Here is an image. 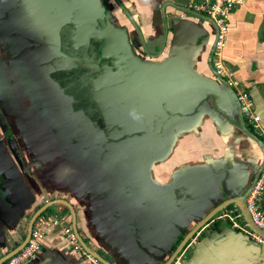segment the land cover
<instances>
[{
	"label": "crops",
	"instance_id": "0c3cea01",
	"mask_svg": "<svg viewBox=\"0 0 264 264\" xmlns=\"http://www.w3.org/2000/svg\"><path fill=\"white\" fill-rule=\"evenodd\" d=\"M227 27L225 65L264 128V0H240ZM215 29L187 0H0V257L49 202L38 215L72 225V209L110 264H164L200 223L180 264H264L219 218L234 202L202 221L263 163L262 138L210 68ZM57 42L81 62L56 68ZM92 42L91 56L69 48ZM76 67L89 70L76 88L50 75ZM25 264L89 263L54 226Z\"/></svg>",
	"mask_w": 264,
	"mask_h": 264
},
{
	"label": "built area",
	"instance_id": "2783aa9c",
	"mask_svg": "<svg viewBox=\"0 0 264 264\" xmlns=\"http://www.w3.org/2000/svg\"><path fill=\"white\" fill-rule=\"evenodd\" d=\"M188 8L198 12L209 19L215 26L214 47L211 57L213 73L223 78L226 83L234 90L240 112L243 120L257 135L262 138L264 144V128L260 117L253 110V103L249 92L241 86L234 78L231 70L227 68L223 59V49L226 45L227 22L231 9L240 2V0H187ZM264 196V160L251 188L245 196V204L249 216L253 223L264 231V210L259 206L260 199ZM219 218L227 219L231 226L245 233L250 239L259 243L264 249V237L250 229L244 221L241 212L235 206L224 210ZM59 227L60 235L65 244L74 251H78L89 264H102L92 254L88 253L79 242L70 222L63 217H51L44 214L38 215L31 227L30 235L24 246L15 254L7 258L1 264H25L33 259L41 249V242L45 237L49 227ZM183 254H180L172 260L171 264H180Z\"/></svg>",
	"mask_w": 264,
	"mask_h": 264
},
{
	"label": "water",
	"instance_id": "95a60500",
	"mask_svg": "<svg viewBox=\"0 0 264 264\" xmlns=\"http://www.w3.org/2000/svg\"><path fill=\"white\" fill-rule=\"evenodd\" d=\"M192 11V10H191ZM193 14H198L199 16H202L204 18H207L209 19L208 17L198 13V12H195V11H192ZM211 20V19H209ZM213 47H214V42L212 44V48H211V51H210V54H209V65H210V68L212 69V65H211V57H212V52H213ZM55 48H56V55L53 56V58L55 57L56 60H54V66L58 69H65L67 66V64L65 63L66 61L67 62H81L77 59V56L75 54H67L63 51L62 49V46L59 42H57V45H55ZM54 48V49H55ZM213 71V69H212ZM216 76V75H215ZM217 78L220 79V81L223 83V85L228 88V90H230L237 102V105H238V109H239V113L241 115V118L243 120V117H242V114L240 112V108H239V103H238V100H237V97H236V94L234 92V90L226 83V81L221 78V77H218L216 76ZM245 126V125H244ZM253 135V134H252ZM254 138H256L257 140H259L255 135H253ZM260 144L262 145V148H263V160H264V144L262 141H260ZM258 175V174H257ZM257 175L256 177L254 178L252 184L254 183L255 179L257 178ZM252 186V185H251ZM250 186V188H251ZM249 188V189H250ZM249 189L242 195L240 196L239 198H235V199H231V200H228L222 204H219L218 206L214 207L210 213L204 218V220H202L203 222H206L209 218H211V216H213L216 212L220 211L223 207H225L227 204V202H234V205L238 208V210L241 212L242 214V217L244 219V221L247 223L248 227L250 229H252L253 231L257 232L258 234H260L261 236L264 237V231H262L261 229H259L254 223L253 221L251 220L250 216H249V213L247 211V208H246V204H245V196L247 194V192L249 191ZM59 202H62L66 205H68L67 202L63 201V200H59ZM48 204H50L49 202H47V204H45L42 208H40L39 210L36 211V213L32 216L31 220H30V223L28 225V228H27V232H26V236L24 237V239L22 240V242H20L15 248H13L12 250H10L9 252H7L4 256L0 257V264L5 261L7 258H9L10 256H12L13 254H15L18 250H20L24 244L26 243L29 235H30V230H31V227H32V224L35 220V218L37 217L38 214H40V212L45 208V206H47ZM69 206V205H68ZM259 206L264 210V207L261 205V201H259ZM69 208L71 209V206H69ZM71 214L73 216V220H72V228L75 232V234L77 235V238L79 240V242L81 243L82 247L90 254H92L95 258H97L102 264H110L108 263L106 260H104L101 256H99L96 252H94L93 250H91L88 246H86V244L82 241V239L80 238L77 230H76V226H75V217L73 215V211L71 209ZM202 223L194 226L190 231L187 232V234L185 235V237L183 238V240L180 242V244L178 245V247L175 249V251L171 254V256L168 258V260L166 262H164V264H170V262L174 259V257L176 256V254L179 252V250L181 249V247L186 243V241L188 240V238H190V236L199 228V226L201 225ZM262 252H263V255H264V249L262 248Z\"/></svg>",
	"mask_w": 264,
	"mask_h": 264
},
{
	"label": "flooded vegetation",
	"instance_id": "af4514ba",
	"mask_svg": "<svg viewBox=\"0 0 264 264\" xmlns=\"http://www.w3.org/2000/svg\"><path fill=\"white\" fill-rule=\"evenodd\" d=\"M99 44L98 43H94L92 42V45H90L89 47L87 46L86 48L84 47L83 49L80 48L79 50L77 49H73L72 46H70L69 48L75 52L78 56H82L83 53L87 54L88 56H91L94 52H96L99 49ZM97 58V56H96ZM98 60V58L96 59ZM86 70L84 68H74L72 70H68V71H63V70H57L52 72L50 75L53 76L62 86H65L68 88H76V84H78L76 81L79 80L80 76L85 73Z\"/></svg>",
	"mask_w": 264,
	"mask_h": 264
},
{
	"label": "trees",
	"instance_id": "16d2710c",
	"mask_svg": "<svg viewBox=\"0 0 264 264\" xmlns=\"http://www.w3.org/2000/svg\"><path fill=\"white\" fill-rule=\"evenodd\" d=\"M227 222H228V221H227ZM228 223H229V222H228ZM218 224H219V221L214 222V223L212 224L213 228H217V226H219Z\"/></svg>",
	"mask_w": 264,
	"mask_h": 264
},
{
	"label": "rangeland",
	"instance_id": "374dc122",
	"mask_svg": "<svg viewBox=\"0 0 264 264\" xmlns=\"http://www.w3.org/2000/svg\"><path fill=\"white\" fill-rule=\"evenodd\" d=\"M52 212H55V211H52Z\"/></svg>",
	"mask_w": 264,
	"mask_h": 264
}]
</instances>
